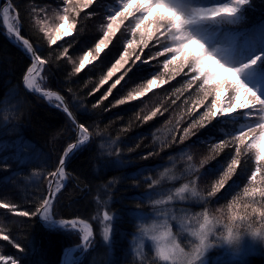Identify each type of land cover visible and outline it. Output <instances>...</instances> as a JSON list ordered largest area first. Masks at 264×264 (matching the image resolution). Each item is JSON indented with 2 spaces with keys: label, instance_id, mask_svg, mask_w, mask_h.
<instances>
[{
  "label": "snow or ice",
  "instance_id": "obj_1",
  "mask_svg": "<svg viewBox=\"0 0 264 264\" xmlns=\"http://www.w3.org/2000/svg\"><path fill=\"white\" fill-rule=\"evenodd\" d=\"M100 3L101 0H62V6L57 7L51 24L48 18H41V14L47 16L45 9L33 7L32 13L47 44L59 47L58 41L73 36L74 32L78 34L80 19L99 15L96 6ZM249 3L250 0H213L211 6H206L204 0H112V7L100 15L99 38H94V44L82 51L78 62L70 54L72 43L69 41H65L68 46L63 47L56 57L58 61L67 60L74 65L70 76L78 74L86 66L103 60L106 50H110V46H114L124 36L127 43L123 51L107 67L93 91L89 92V95H93L100 86L111 81L100 100L92 105L93 108H97L118 86H124L133 77L145 79L146 82L128 92L126 97L117 99L113 107L144 97L181 77L184 83L173 93L180 95L171 99V103L176 104L187 93L183 103L190 122L187 127H183L179 136L175 133L172 135V142L183 143L195 137L201 129H215L217 125L227 128L222 138L212 133L215 138L209 142V155L200 160L198 166L189 155L186 171L180 176L167 175L169 170L165 169L160 178L145 177L148 191L144 195L156 215L164 219L153 220L152 223L145 220L139 225V236L134 237L137 242L133 251L141 264H146L143 255L145 241L154 245L153 264H205V252L214 243L232 246L235 252H239L244 235L254 241L264 242V40L258 45L250 41L241 43L239 34L222 31L225 26L241 23L244 9ZM0 11V28L6 27L9 39L14 37V42L30 60L22 78L24 89L38 94L49 104L55 101L54 106L66 115L68 121V136L62 151L55 160L49 157L45 161L50 170L32 173L37 181H47V194L40 196L34 210L21 209L17 203L0 197V210L14 217L39 215L49 228L59 227L78 232L79 247L88 250L93 246V224L80 218L53 219V208L57 193L68 178L65 169L70 155L87 145L94 131L77 119L63 95L48 90L45 82L51 52L46 57L30 38L22 34L18 16L11 15L17 11L13 0H6ZM153 62H162L163 71L153 70ZM143 73L149 74L151 78L139 75ZM193 93L195 99L189 103ZM161 108L157 106L143 120L149 121L168 111L167 107L163 111ZM5 119L8 117L5 116ZM176 124L179 130L181 121L177 120ZM95 135L100 133L95 132ZM221 153H224L222 161L217 160ZM110 154L119 156L120 149L116 148ZM213 160L217 161L216 164L211 168L206 167ZM7 168L8 160L0 159V170ZM205 175H211L214 179L206 190V197H203L196 191V186ZM165 176L173 181L186 180V183L165 190L161 186ZM229 189L236 191V194L226 205L216 209L219 215L211 214L204 207L202 212L191 217H169L167 205L174 201L195 198L206 205ZM96 203L98 210L91 220L101 226L104 245H110L115 217L107 210V201L97 198ZM101 206L103 210H100ZM169 219L180 224L179 232L173 233ZM189 219L198 226L189 227ZM183 232H187L188 236L178 239ZM0 241L7 242L19 253L25 251L2 226ZM73 251L71 248L66 249L68 259H71ZM0 264L22 262L19 256L0 254Z\"/></svg>",
  "mask_w": 264,
  "mask_h": 264
},
{
  "label": "trees",
  "instance_id": "obj_2",
  "mask_svg": "<svg viewBox=\"0 0 264 264\" xmlns=\"http://www.w3.org/2000/svg\"><path fill=\"white\" fill-rule=\"evenodd\" d=\"M255 1L250 0L252 9L245 7V24L234 32L240 35L241 43L250 41L256 44L260 35L263 36V29L260 30L259 25L264 24V0ZM3 3L4 0H0V8ZM54 3L57 4V1L13 0L17 11L11 14L18 16L22 34L30 38L46 57L51 52L45 82L48 90L63 95L77 119L94 131L90 142L74 152L67 161L65 170L68 178L65 186L57 193L53 219H85L93 224L95 233L91 217L98 210L96 200L100 198L107 201V210L115 217L110 246L96 243L89 250H78L72 264H141L131 250V241L137 232L139 217L149 213L151 209V203L144 195L148 191L144 183L145 177L160 178L165 169L169 170L167 175L180 176L186 171L189 155L198 166L200 160L209 155V142L215 138L212 133L222 138L227 128L217 125L215 129H201L195 137L183 143L172 142V135L175 133L179 136L183 127H187L190 122L185 115L186 106L183 103L188 94L181 96L176 104L171 103V99L180 95L173 93L184 83L181 77L140 101L113 107L117 99L126 97L128 92L146 82L145 79L133 77L124 86H118L97 108H93L92 105L100 100L111 83L100 86L93 95H89V92L97 86L107 67L119 57L127 40L121 36L114 46H110V50H106L103 60L70 76L74 65L67 60L58 61L57 55L63 47L68 46L65 41H69L72 43L70 54L78 62L82 51L94 44V38H99L97 17L102 14L98 11L100 14L96 17L80 19L78 34L74 32L72 37L58 43L59 47L49 46L43 33L39 31L32 8H43L49 14ZM41 18H44L43 14ZM29 63V57L7 38L4 28H0V159L8 160V168L0 170V197L17 203L21 209L34 210L36 202L41 195L47 194L48 188L47 181H37L32 173L50 170L45 161L49 157L55 160L62 151L67 141L68 121L62 111L52 108L42 98L24 90L22 78ZM152 68L162 72V62ZM139 75L151 78L147 73ZM191 99H195V93L189 103ZM157 106H162V111L167 107L168 111L145 122L143 117ZM177 120L181 121L179 130ZM95 132L100 135H95ZM116 148L120 149L119 156L111 155ZM148 153L152 155L149 156ZM223 159L224 153H221L217 160ZM216 162L213 160L206 167L211 168ZM213 179V176L205 175L198 181L196 191L206 197V190L210 188ZM168 180L167 176L161 180L164 189L173 186L178 188L186 183V180H171L172 182L167 183ZM235 194L236 191L229 189L212 198L206 205L202 200L193 198L176 204L174 208L185 217L202 212L204 207L211 214L219 215L216 209L226 205ZM100 210H103L102 206ZM189 222L192 221L189 219ZM0 226L6 228L14 240L25 248L23 253H19L7 242L0 241V254L19 256L22 264H61L64 251L80 244L78 232L47 228L38 221L37 216L14 217L0 210ZM95 237L96 234L93 238ZM143 255L146 264H153L148 252ZM261 259L251 256L243 262L220 261L212 264H260Z\"/></svg>",
  "mask_w": 264,
  "mask_h": 264
},
{
  "label": "rangeland",
  "instance_id": "obj_3",
  "mask_svg": "<svg viewBox=\"0 0 264 264\" xmlns=\"http://www.w3.org/2000/svg\"><path fill=\"white\" fill-rule=\"evenodd\" d=\"M57 1V4L54 3V6L52 8V11L48 12L49 14H47L46 17L44 18H48L49 19V23L51 24L52 20L54 19L55 17V11L57 9L58 6H62V0H56ZM255 1V0H254ZM213 0H204V3L206 6H211ZM256 2V1H255ZM254 2V3H255ZM252 6L253 4L250 2L249 5H247L246 7L252 9ZM97 11H100L101 14H103V12L105 10H107L108 8L112 7V0H101V3L98 4L97 6ZM2 8V7H1ZM0 8V9H1ZM249 9V10H250ZM87 11V10H85ZM100 14V13H99ZM244 14V13H243ZM99 20H98V24H97V31L100 33L101 32V28H100V25H101V20H100V17H97ZM245 18L241 21L240 24L238 25H231V26H225L222 31H226V32H231V33H234L237 31V29L240 28V26L242 24H245ZM259 28L260 30H262L263 32V36L260 35L259 39L257 40L256 44L258 45L262 40H264V24L263 25H259ZM233 29H236V30H233ZM261 33V34H262ZM127 35H129L128 33H125ZM5 35L7 36V38L9 39V36L8 34L5 32ZM72 37V36H71ZM130 37V35H129ZM70 37H65L64 39H62L61 41H64V40H67L69 39ZM11 42L15 43L14 42V38H11L9 39ZM61 41H58V43H60ZM151 54V53H149ZM95 63V62H94ZM157 64L155 62H153V67H155ZM87 67V66H86ZM111 83V81H110ZM164 86V85H162ZM161 86V87H162ZM160 87V88H161ZM159 89V88H157ZM157 89H154L153 91L157 90ZM152 91V92H153ZM152 92H149L147 93L145 96L149 95L150 93ZM110 96V95H109ZM144 96V97H145ZM144 97H141L137 100H134V101H126L125 104L123 105H128L130 103H134V102H137V101H140L142 100ZM45 102H47L49 104V102L47 100H44ZM55 102V101H54ZM52 103V104H49L52 108H55L57 109L54 105L55 103ZM57 110H60V109H57ZM61 111V110H60ZM170 179L168 180L167 183H170ZM172 182V181H171ZM64 186L66 184V180L63 182ZM63 186V187H64ZM62 187V188H63ZM61 188V189H62ZM170 188V187H169ZM167 188H165V190H167ZM174 190V189H173ZM154 198H158V197H154ZM183 201H174L172 202L171 204L167 205V208L170 209V212H169V217H171L172 215H175L177 217H185L184 215L180 214V211H178L177 209L174 208V206L176 204H179V203H182ZM163 207V206H162ZM150 212L149 213H144L143 215H141L139 217V221H138V227L139 225L144 222L145 220H147L148 223H152L153 220H156V221H162L164 219L163 216H157L156 215V212L154 211L153 209V206L151 204V207H150ZM43 224V226L49 228L45 222H41ZM94 225H95V233L96 234V237L93 238V246L91 248L94 247V245L96 243H100L102 244L103 246L105 247H109L110 245H104L103 243V240H102V235H101V226L98 224V222L96 221H93ZM169 223L173 226V233H177L180 231V224L176 221V220H171L169 219ZM188 226L189 227H192V226H198V225H194L193 222H189L188 221ZM53 229V228H52ZM160 231H163V229H160ZM139 236V233L138 231L136 232V234L133 236V240L131 241V250L133 251V249L135 248L136 246V240H134V237H138ZM188 234L187 232H183L181 234V237H178V239L182 238V237H187ZM190 238V237H189ZM166 242V241H164ZM186 243V241H185ZM239 252H235L233 247L232 246H229V245H226V244H213L212 247H210L209 249L206 250L205 252V255H204V261H205V264H212L213 262H220V261H228V262H233V261H240V262H243L245 261L246 259H248L249 257L251 256H257L261 259V261L259 262L260 264H264V257H261V256H264V242H259V241H254L250 236L248 235H244L242 238H241V242H240V245H239ZM81 250V249H80ZM83 250V249H82ZM89 250V249H88ZM83 251H86V250H83ZM77 252V251H76ZM75 252V253H76ZM145 252H148L150 254V256L153 258L154 256V245L152 242L150 241H145L144 243V247H143V253ZM75 253H73L72 255V258L70 260V263L72 264V262L75 260L74 258V255ZM134 255L135 252L133 251ZM65 254H62V257H64Z\"/></svg>",
  "mask_w": 264,
  "mask_h": 264
},
{
  "label": "water",
  "instance_id": "obj_4",
  "mask_svg": "<svg viewBox=\"0 0 264 264\" xmlns=\"http://www.w3.org/2000/svg\"><path fill=\"white\" fill-rule=\"evenodd\" d=\"M6 2V0H4V3ZM2 9V8H1ZM0 19H1V21H2V11H0ZM4 28V30H5V32L7 33V29H6V27H3ZM8 34V33H7ZM14 38V37H13ZM22 86H23V80H22ZM24 88V87H23ZM24 90H26V89H24ZM27 91V90H26ZM28 92V91H27ZM31 94H33V93H31ZM33 95H35V96H38V97H40L38 94H33ZM41 98V97H40ZM43 99V98H42ZM43 100H45V99H43ZM72 155V154H71ZM70 155V156H71ZM37 219H38V221H40V222H45V221H43L40 217H39V215H37ZM57 228H59V227H57ZM80 245V244H79ZM79 245H77V246H74V247H71V249H73L74 251H73V253L77 250V249H79L80 247H79ZM73 253H72V255H73ZM72 257V256H71ZM69 262H70V259H68L66 256L63 258V260H62V264H69Z\"/></svg>",
  "mask_w": 264,
  "mask_h": 264
}]
</instances>
